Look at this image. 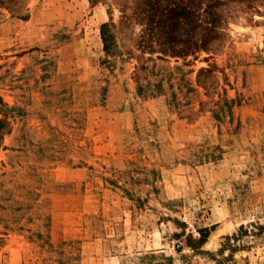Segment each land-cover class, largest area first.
Here are the masks:
<instances>
[{"label": "rangeland", "instance_id": "374dc122", "mask_svg": "<svg viewBox=\"0 0 264 264\" xmlns=\"http://www.w3.org/2000/svg\"><path fill=\"white\" fill-rule=\"evenodd\" d=\"M138 1L0 4V264H264V7L138 58Z\"/></svg>", "mask_w": 264, "mask_h": 264}, {"label": "trees", "instance_id": "16d2710c", "mask_svg": "<svg viewBox=\"0 0 264 264\" xmlns=\"http://www.w3.org/2000/svg\"><path fill=\"white\" fill-rule=\"evenodd\" d=\"M259 1L258 3H256ZM144 26L139 46L146 52L166 56L187 57L202 50H211L225 36L232 9L235 6L251 12H262L264 0H139ZM4 0H0L3 4ZM102 36L107 51H111L110 25H102ZM10 123L0 117V147ZM206 234L202 233L201 241Z\"/></svg>", "mask_w": 264, "mask_h": 264}]
</instances>
